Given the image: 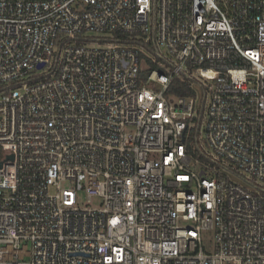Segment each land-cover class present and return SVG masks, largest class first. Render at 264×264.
Wrapping results in <instances>:
<instances>
[{"label": "built area", "instance_id": "built-area-1", "mask_svg": "<svg viewBox=\"0 0 264 264\" xmlns=\"http://www.w3.org/2000/svg\"><path fill=\"white\" fill-rule=\"evenodd\" d=\"M0 163V264H264V0H0Z\"/></svg>", "mask_w": 264, "mask_h": 264}, {"label": "trees", "instance_id": "trees-1", "mask_svg": "<svg viewBox=\"0 0 264 264\" xmlns=\"http://www.w3.org/2000/svg\"><path fill=\"white\" fill-rule=\"evenodd\" d=\"M149 46V45H148ZM150 47V46H149ZM153 67V66H152ZM151 67V68H152ZM148 72H149V70H147V71H142L141 72V77L142 78H145L146 77V75L148 74ZM169 92H174V93H176V94H178V95H184V94H189V90H188V88H187V86H186V82H184V81H180V80H178V79H176V80H174V82L172 83V86L170 87V89H169Z\"/></svg>", "mask_w": 264, "mask_h": 264}, {"label": "water", "instance_id": "water-1", "mask_svg": "<svg viewBox=\"0 0 264 264\" xmlns=\"http://www.w3.org/2000/svg\"><path fill=\"white\" fill-rule=\"evenodd\" d=\"M9 158L12 159V156H9ZM0 165H1V163H0Z\"/></svg>", "mask_w": 264, "mask_h": 264}]
</instances>
